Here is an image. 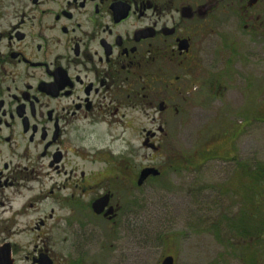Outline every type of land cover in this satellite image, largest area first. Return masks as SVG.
<instances>
[{
  "label": "flooded vegetation",
  "instance_id": "af4514ba",
  "mask_svg": "<svg viewBox=\"0 0 264 264\" xmlns=\"http://www.w3.org/2000/svg\"><path fill=\"white\" fill-rule=\"evenodd\" d=\"M233 56L264 97V0H0V264H127L128 131L175 161L180 114L225 96Z\"/></svg>",
  "mask_w": 264,
  "mask_h": 264
},
{
  "label": "rangeland",
  "instance_id": "374dc122",
  "mask_svg": "<svg viewBox=\"0 0 264 264\" xmlns=\"http://www.w3.org/2000/svg\"><path fill=\"white\" fill-rule=\"evenodd\" d=\"M212 59L223 67L220 54ZM245 70L253 75L252 65ZM222 73L224 97L210 96L180 114L174 139L164 146V153L178 155L175 161L147 159L140 130L128 131L127 186L133 190L127 207L135 214L127 217V264H162L168 257L174 264H264V233L255 239L237 230V220L250 210L248 224L258 226L255 201L263 203L258 216L264 217V188L243 172L264 167V123L255 120L264 114V97L242 92L235 56ZM203 155L213 160L203 162ZM149 164H165L164 175L138 189L137 173ZM65 181L52 177L53 186Z\"/></svg>",
  "mask_w": 264,
  "mask_h": 264
},
{
  "label": "trees",
  "instance_id": "16d2710c",
  "mask_svg": "<svg viewBox=\"0 0 264 264\" xmlns=\"http://www.w3.org/2000/svg\"><path fill=\"white\" fill-rule=\"evenodd\" d=\"M249 168H245L243 172H246V174L253 180L252 182L254 184H256L257 187L259 185V188L263 189L264 188V167L262 169H260V168L258 169L257 168V171H255V172H253ZM255 203H256V205H258L257 208H258V215H259V211L261 210V205L263 203L259 202V201H255ZM250 212H252V211L250 210ZM250 212L249 213H245L243 215L242 219H238L237 220V230H238V232H241L242 235L245 234L249 238H251L253 236L256 239L258 234L264 233V217H262V215L260 217L257 215L256 219H258V226H256V227L254 226V229H252V226H250L248 224L249 219L252 220V214ZM233 227L235 228V225ZM253 230H256V233L251 235V232Z\"/></svg>",
  "mask_w": 264,
  "mask_h": 264
},
{
  "label": "water",
  "instance_id": "95a60500",
  "mask_svg": "<svg viewBox=\"0 0 264 264\" xmlns=\"http://www.w3.org/2000/svg\"><path fill=\"white\" fill-rule=\"evenodd\" d=\"M158 177L159 173L156 170L153 169H148V170H144L141 174L140 177L138 179L137 185L138 186H142L144 184V182L150 177ZM97 208V207H96ZM163 264H174V259L172 257L167 258L164 260Z\"/></svg>",
  "mask_w": 264,
  "mask_h": 264
}]
</instances>
